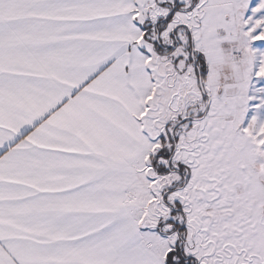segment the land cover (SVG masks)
I'll use <instances>...</instances> for the list:
<instances>
[{
	"label": "crops",
	"instance_id": "0c3cea01",
	"mask_svg": "<svg viewBox=\"0 0 264 264\" xmlns=\"http://www.w3.org/2000/svg\"><path fill=\"white\" fill-rule=\"evenodd\" d=\"M155 1L0 0V264H165L178 239L168 195L183 187L154 201L160 160L178 180L197 160L191 178L220 181L216 198L256 165L231 121L216 18L193 34L197 58L169 59L179 45L150 40L165 7ZM184 109L208 110L169 144Z\"/></svg>",
	"mask_w": 264,
	"mask_h": 264
},
{
	"label": "rangeland",
	"instance_id": "374dc122",
	"mask_svg": "<svg viewBox=\"0 0 264 264\" xmlns=\"http://www.w3.org/2000/svg\"><path fill=\"white\" fill-rule=\"evenodd\" d=\"M153 1L156 5V1ZM162 4L167 7H162L163 15L154 12L151 14H158L155 21L171 15L169 22L160 24L159 30V34L162 31L160 40L164 45H179L169 55V59L197 58L198 49L192 45L193 34L199 23L205 22L210 15L216 18L221 32L219 39L227 47L228 63L233 65L231 78L237 109L231 110V121L233 127L237 126L239 133L252 139L257 149L258 161L249 171L242 172L234 179L225 180L227 184L231 181L236 186L233 196L220 195L216 198L212 195L214 189L219 188L220 181H196L191 178L194 172L203 170L201 166L198 167L197 160L183 169L180 175L182 177L178 180L179 173L177 176L166 174L178 169L175 163L170 161L167 164L161 159L160 163L166 172L163 169L154 171V201L160 202L163 190L183 187L168 195V203L181 204V208L183 207L184 218L176 211L172 217L178 222L175 228L184 224V252L195 257L198 264H264V0H164ZM173 8L174 12L170 13ZM185 24L191 27V33L185 28L183 31L179 30ZM155 38H158V34L153 31L150 33V40ZM199 105L205 107V99ZM207 110L184 109V119L181 120L179 116L177 120L170 122L164 141L172 143L173 133L176 134L173 129L180 123H183V128L176 136L182 137L184 131L188 130L185 121L206 115ZM195 125L194 130L197 131L199 124ZM184 137L183 150L190 152L186 143L188 134ZM193 150L196 153L199 151L196 147ZM188 181V185H185ZM164 228L170 230L171 226L165 225Z\"/></svg>",
	"mask_w": 264,
	"mask_h": 264
},
{
	"label": "trees",
	"instance_id": "16d2710c",
	"mask_svg": "<svg viewBox=\"0 0 264 264\" xmlns=\"http://www.w3.org/2000/svg\"><path fill=\"white\" fill-rule=\"evenodd\" d=\"M173 8L170 13L174 12ZM171 19V15H167L165 18H163L162 20L156 21L155 22V31L158 34V38L155 39V42L157 44V46H161L160 44V39H159V30L161 29V25H163L165 22H169ZM173 36H175V33L173 32ZM172 47V45L168 46L167 48ZM203 75V72H201V76ZM175 141V138H174ZM169 207L172 209V212L176 211V212H180L183 215L184 218V212L183 209L181 208V206L179 204H176L173 208L171 205H169ZM163 224V222H160L158 229H161V225ZM176 229L178 230V239H177V243L174 246V248L170 249L166 256H165V264H198V260L193 257V256H188L185 254L184 252V248H183V243H184V237H183V233L185 230V226L184 224H182L180 227H176Z\"/></svg>",
	"mask_w": 264,
	"mask_h": 264
}]
</instances>
